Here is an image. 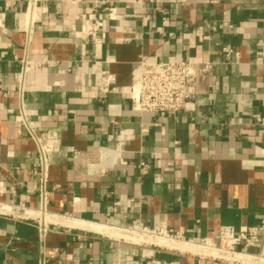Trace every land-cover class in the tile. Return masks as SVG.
I'll return each mask as SVG.
<instances>
[{"label":"crops","instance_id":"crops-1","mask_svg":"<svg viewBox=\"0 0 264 264\" xmlns=\"http://www.w3.org/2000/svg\"><path fill=\"white\" fill-rule=\"evenodd\" d=\"M95 2L100 43L82 32ZM109 7L115 20L105 17ZM223 21L233 33L212 29ZM224 46L234 50L231 63ZM140 59L211 64L198 74L195 111H134L129 90ZM18 89L27 128L17 116ZM253 115L264 118V0H0V203L34 212L0 216V264H196L190 252L88 226L140 223L182 231L193 243H217L221 227L257 226L264 127ZM38 144L49 150L46 217L78 223L46 220L54 225L43 242ZM247 252L264 259V239Z\"/></svg>","mask_w":264,"mask_h":264},{"label":"built area","instance_id":"built-area-1","mask_svg":"<svg viewBox=\"0 0 264 264\" xmlns=\"http://www.w3.org/2000/svg\"><path fill=\"white\" fill-rule=\"evenodd\" d=\"M19 1V0H17ZM215 1V0H207ZM101 3L95 2L94 8L91 9L90 18L93 24L82 29L84 34L92 37L94 42L100 43L104 34L102 33L103 25L101 15H97L96 7ZM105 17L110 20L117 18L114 9L104 10ZM213 30H219L226 33H233L234 27L228 22H221ZM100 34V37H95ZM224 62L231 63L234 50L230 46H224L221 49ZM27 61H21V77L27 67ZM137 73L132 79L129 90V102L131 108L140 114H151L159 117L173 116L181 112H193L196 109L197 101V77L198 74H207L211 70V64L205 63L201 69H196L194 65L188 62H160L150 63L140 59L137 63ZM109 79H105L103 85L104 90L109 86ZM18 109L17 116L21 123L27 128L28 121L25 114L22 92L18 89ZM252 119L256 125L264 127V118L260 115H253ZM141 171L147 169L145 163H139ZM49 168V150L47 147L38 144L37 158L33 165V173L38 177L37 192L39 199V208L37 209V238L43 242L50 225L46 221L47 215V172ZM55 188H53L54 190ZM34 212L23 204H5L0 203V216L11 217L16 220H24L25 218H33ZM58 218V217H53ZM61 218V217H60ZM61 219L72 220L69 216H63ZM75 221V220H74ZM113 229V228H112ZM128 235L132 241L128 243L141 245L153 244L156 239H164L166 241H174L179 243H188L190 245L205 249L197 250L190 253L196 260V264H257L258 260L263 258L250 255L248 248H259L264 239V220L257 226L247 228L244 231H235L231 227H221L218 233V242L214 243L210 240H203L199 243H193L184 237L182 231L158 230L155 231L140 223L132 225L126 229H115ZM125 241V240H120ZM242 248L241 250L239 248ZM236 256L249 257V263H241L235 260ZM39 264H45L40 262ZM86 264H94L89 259ZM158 264V263H154Z\"/></svg>","mask_w":264,"mask_h":264},{"label":"bare ground","instance_id":"bare-ground-1","mask_svg":"<svg viewBox=\"0 0 264 264\" xmlns=\"http://www.w3.org/2000/svg\"><path fill=\"white\" fill-rule=\"evenodd\" d=\"M48 221L50 222H63L64 224H67L69 226H74V225H78L77 222L75 221H72V220H60V219H57V218H49L47 217ZM90 227L89 229H92L96 232H99L100 234L102 235H105L109 238H114V237H118V238H124V239H131L128 235L124 234V233H121L120 231H117L115 229H112V228H109V227H106V226H98V225H90L88 226ZM155 244H158L160 246H165V247H168V248H171V249H175V250H178L180 252H194V251H197V250H203L205 251V249L203 248H200V247H196V246H193V245H190V244H186V243H179V242H174V241H166L164 239H156L154 241ZM250 258L249 257H245V256H236L235 257V260L238 261V262H243V263H249L251 260H249ZM256 263V262H255ZM257 264H264V260H258Z\"/></svg>","mask_w":264,"mask_h":264},{"label":"rangeland","instance_id":"rangeland-1","mask_svg":"<svg viewBox=\"0 0 264 264\" xmlns=\"http://www.w3.org/2000/svg\"><path fill=\"white\" fill-rule=\"evenodd\" d=\"M127 240H130V239H127ZM257 263V262H256Z\"/></svg>","mask_w":264,"mask_h":264}]
</instances>
